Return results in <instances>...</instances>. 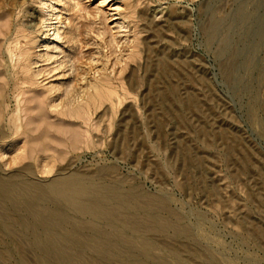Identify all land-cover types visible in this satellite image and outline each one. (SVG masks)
Here are the masks:
<instances>
[{"label":"rangeland","instance_id":"rangeland-1","mask_svg":"<svg viewBox=\"0 0 264 264\" xmlns=\"http://www.w3.org/2000/svg\"><path fill=\"white\" fill-rule=\"evenodd\" d=\"M12 176L33 197L74 176L134 194L148 257L126 242L109 263L73 248L78 264H264V0H0ZM17 218L34 221L0 202V264H40Z\"/></svg>","mask_w":264,"mask_h":264},{"label":"bare ground","instance_id":"bare-ground-1","mask_svg":"<svg viewBox=\"0 0 264 264\" xmlns=\"http://www.w3.org/2000/svg\"><path fill=\"white\" fill-rule=\"evenodd\" d=\"M96 96H99L97 88L94 92V97ZM30 188L31 185L24 178L12 176V180L0 179V202L10 203L16 209L23 208L34 218L30 224L22 218H17L16 223L24 230L32 232L31 241L41 252L40 264H78L72 254L73 248L80 254L92 251L95 256L109 263L110 259L121 254L120 246L123 243L135 244L142 249L146 257L154 246L147 237L137 234L140 228L138 220L127 222L125 219L128 209L133 206V213L137 214L135 216L139 215V207L134 205L133 193L125 192L114 185L101 187L93 183L88 184L77 176L59 177L45 185H39L38 195L34 197ZM74 216L88 219L85 220L88 222L90 237L81 235L83 228L73 220ZM148 216L152 228L165 230L174 227L172 223L163 221L159 213ZM12 224V221H6L4 231L10 230ZM60 228L65 232L61 233ZM173 230L178 232L175 228ZM129 231L137 236L132 238L128 234ZM170 258L171 264H190L180 259L175 252ZM126 262L138 264L132 254L127 257Z\"/></svg>","mask_w":264,"mask_h":264}]
</instances>
